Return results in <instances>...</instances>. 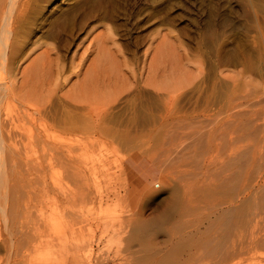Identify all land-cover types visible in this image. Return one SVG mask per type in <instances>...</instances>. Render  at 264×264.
<instances>
[{
	"label": "rangeland",
	"instance_id": "1",
	"mask_svg": "<svg viewBox=\"0 0 264 264\" xmlns=\"http://www.w3.org/2000/svg\"><path fill=\"white\" fill-rule=\"evenodd\" d=\"M2 6L0 14L4 3ZM90 16L100 19V29H103L100 32L110 29L111 37L118 45V56H123L128 67H134L136 73L137 61L149 41V87L137 86L127 101L123 98L111 110L110 117L108 115L111 122L106 120V127L112 138L99 132L86 135L87 141L91 139L89 143H96V149L92 154H86L87 151L77 153V158L85 162L82 180H75L58 168L45 175H36L35 171L24 174L25 179L28 175L29 181L25 180L23 192L28 195L24 197L30 206L25 211L31 212L30 216L27 214L32 217L31 221L41 224L44 219L46 223L45 219L49 220L53 213L64 209H70L72 215L69 225H59L46 233L43 227L49 223H42L41 228L32 221V226L37 225L32 230H39L31 232L25 225L35 238V243L32 239L29 242H33L37 250L33 249L30 260L23 264H36V260L38 264H149L151 256L167 263L183 247L198 245L208 237L210 240L215 232L219 234L217 232L223 227L222 222L219 223V214L227 207L222 203L228 199L230 191H236V187H230L226 181L223 183L225 175L228 178L229 173L236 170L225 161L230 153H241L249 148L250 156L254 154L255 139L247 135L242 125L236 127L240 120L237 124L224 123L227 112L222 108L231 95L245 96L244 100L251 102L255 96L264 93V0H35L28 8L29 18L22 28L25 32L44 33L46 43L57 45V41H65L64 46ZM221 69L229 70V77L233 73L236 80L229 78L230 82L221 74ZM164 81L169 83L160 89L159 83ZM144 107L147 109H142ZM254 109L241 108L248 113ZM174 118L180 124L172 126ZM205 119L217 123L210 122L212 128ZM220 125L224 130L218 129ZM145 133L148 138L144 137ZM75 134H60L59 139L75 141ZM176 145L183 146L180 149L186 146L188 156L193 153L203 163L196 169V174L199 173L197 181H194L196 177L187 180L188 184L192 182L189 190L198 188L193 193L199 197L200 232L197 238L191 239L192 242L185 243L177 242L172 222L168 221L173 215L171 193L176 185L166 179L169 167L166 162L170 157L166 158L169 156L167 149L178 147ZM175 149L170 151L173 158ZM225 163L227 169L226 165L223 167ZM250 169L245 167L244 174H240L243 180H239L238 185L241 189L247 185L248 189H242L247 196L253 185L246 183L248 175L254 180H251L254 187L259 181L258 171L253 172L255 175L249 174ZM63 192L67 193V202L49 199L52 195L60 197L61 193L62 197ZM31 200L37 201V205ZM28 216L25 213V224L29 222ZM133 219L151 222L150 229L147 227L148 230L142 231L123 225L133 223ZM56 242L67 244V249L58 250L54 247ZM5 245L0 244V264H11V253L9 248V254L4 250Z\"/></svg>",
	"mask_w": 264,
	"mask_h": 264
},
{
	"label": "bare ground",
	"instance_id": "2",
	"mask_svg": "<svg viewBox=\"0 0 264 264\" xmlns=\"http://www.w3.org/2000/svg\"><path fill=\"white\" fill-rule=\"evenodd\" d=\"M34 1L4 0L1 2L0 0V8L3 7L2 3H4L3 11L0 14V222L2 224L0 225V244L2 246L6 243L4 250L7 252V248H9L11 264H23V262L30 260V253H33V249L35 250L36 247L32 245L33 242L35 243V238L33 234L28 232L29 228L30 232L37 231L39 228L34 230L32 228L37 227L38 224L40 227L42 223H45L44 219H42L43 222L41 219L39 220L41 224L32 219L37 225H31L32 217H29L31 212L25 211L30 206L24 197L27 194L23 192V184L28 177V175L25 176V179L24 174L35 171L36 175L37 173H39L38 175H45L47 171L52 172L55 169L57 171L58 168L62 173L71 175V178L82 180L85 162L78 159L77 153L87 151L86 154H92L96 149V145H94L96 143H89L91 139L87 141L86 135L91 134V132H99L110 137L106 120H109L111 110L116 108L114 106L120 103L123 98L130 97L137 86L149 87V41L137 61V73L133 70L134 67H128L123 56H121L122 58L118 56V45L112 39L110 29L104 28V33L100 32L103 29H100L102 24L97 17L92 18L90 16L85 24L82 23L78 32L71 35L64 46L62 44L65 41H57L61 43L60 46H57L58 43H56L57 45L46 43L45 40L43 41L46 38L44 33L40 31L25 32L22 28L31 16L27 17V11ZM119 54L121 53L119 52ZM221 74L226 76V79L236 80L233 79L235 76L232 77L233 73H230L229 77V70L225 71L224 69L222 71L221 69ZM230 82L232 81L230 80ZM168 83L167 81L160 82V89H163ZM244 97L236 98L231 95L226 106L222 108L227 112L224 123L235 122L237 124L240 120L241 123L239 122L240 124L238 123L236 127L242 125L247 135L252 136L256 143V147L252 149L254 150L252 156L249 154L252 152L249 148V152L248 150L242 152L239 150L241 153H230L225 161L227 165L230 164L236 170L231 172L232 174L229 173L228 178L225 175L224 182L223 180L221 182L225 183L226 181L230 187H236V191H230V195L227 194L228 199L222 203V206L227 205L219 214L222 220L219 223L222 222L223 227H220V232H217L219 234L216 235L215 232V236H212L210 240L208 237V240L206 239L203 243L198 245L196 243L192 246L190 244V247L187 248L183 247L176 254V257L168 260L169 262H159L156 261V256H151L149 257V264H264V93L255 96L254 99L252 98L251 102L244 100ZM241 108H250V110L256 108L257 110L249 111L250 116L248 117V111L241 110ZM214 115L217 114L214 113ZM177 120V118L172 120V123H175H171L172 126L178 124L179 120ZM211 121L207 120L208 124ZM211 123L213 124V122ZM221 127L220 125L218 129ZM68 132L76 133L77 140L59 139L60 134ZM216 132L218 133V130ZM144 137L148 138V133H145ZM178 145L180 146V144ZM174 146L172 149L169 148L170 151L183 147ZM186 148L184 146L183 149L177 150L178 152L175 149L174 154L176 156L174 158L171 157L172 152L167 149L169 156L166 158L167 160L170 157L166 162L169 163V167L168 164L166 165V168H169H167L168 171L166 170V179L169 180L168 183L176 185L171 193L170 210L173 215L170 216L172 219L168 220L170 217H166V219L172 222L173 233H175L177 242L184 243L191 241L192 238H197L200 232L199 197L193 193L198 188L189 190L188 187L192 186V182L188 184L187 181L188 177L193 180L198 176L199 173L196 174V171L200 162L193 153L192 157L188 156L190 153L188 154L189 151ZM133 151L135 150L133 149ZM166 154L168 153L166 152ZM74 156H76V160H73ZM34 157H38V159L35 160ZM201 161H203L202 158ZM227 165L225 169H227ZM208 166L211 165L208 164ZM247 166L251 168L249 174L256 170L259 175V181L257 180L258 183L255 187L253 186L254 183L251 182V175H248L250 177L246 183L253 184L249 183L252 185V192H249L250 195L248 196L242 193V189H248L246 184V187H242V189L241 186L238 187L239 180L241 182L243 180L241 176L244 173L242 172H245ZM213 171L215 172V170ZM226 171L228 172V170ZM194 181H197V177ZM25 186L27 187V185ZM234 187L232 188L234 189ZM227 192L229 193V190ZM61 194L60 197L52 195L51 198L48 196L50 200L56 199V202L60 199H65L67 202V193H64L66 196L62 195V197ZM32 199L36 200L33 196ZM37 203L36 201L34 204L37 205ZM25 213L26 216L29 213L27 224H25L27 221ZM55 213L51 215L49 220L45 219L46 223H49L46 227L44 226L46 223L43 224V228L46 229L45 233L47 230L51 231L62 224H70L72 215L70 209ZM159 219L162 220L163 218L160 217ZM154 221H152L153 224ZM29 223L32 227L28 225ZM150 224L152 223H145L136 219L129 225L128 222L123 225L128 226V228L132 226L131 229L137 227V229L140 228L145 231L147 227L150 229ZM211 224L208 221V225L211 226ZM25 225L28 226V231L25 229ZM29 235L30 238H26ZM30 239L34 240L31 244ZM26 240L28 242L30 240V242L28 243ZM63 242H56L57 245L54 247H57L58 250H66L67 244ZM38 263L36 260V264Z\"/></svg>",
	"mask_w": 264,
	"mask_h": 264
}]
</instances>
